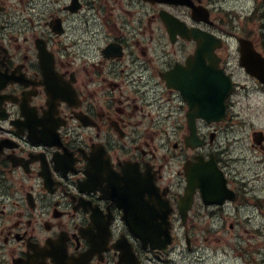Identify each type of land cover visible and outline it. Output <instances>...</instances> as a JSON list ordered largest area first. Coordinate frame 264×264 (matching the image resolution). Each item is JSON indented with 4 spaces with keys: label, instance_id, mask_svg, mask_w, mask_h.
Returning <instances> with one entry per match:
<instances>
[{
    "label": "flooded vegetation",
    "instance_id": "obj_1",
    "mask_svg": "<svg viewBox=\"0 0 264 264\" xmlns=\"http://www.w3.org/2000/svg\"><path fill=\"white\" fill-rule=\"evenodd\" d=\"M192 2L0 0V264H264V85Z\"/></svg>",
    "mask_w": 264,
    "mask_h": 264
},
{
    "label": "rangeland",
    "instance_id": "obj_2",
    "mask_svg": "<svg viewBox=\"0 0 264 264\" xmlns=\"http://www.w3.org/2000/svg\"><path fill=\"white\" fill-rule=\"evenodd\" d=\"M215 5L223 7L220 13L225 18L222 29L227 35L253 38L264 52V0H216Z\"/></svg>",
    "mask_w": 264,
    "mask_h": 264
},
{
    "label": "water",
    "instance_id": "obj_3",
    "mask_svg": "<svg viewBox=\"0 0 264 264\" xmlns=\"http://www.w3.org/2000/svg\"><path fill=\"white\" fill-rule=\"evenodd\" d=\"M240 41L243 45L242 65H244L250 73L264 80V58L254 50L251 41L247 39H240ZM225 94L226 93L223 92L220 97H224Z\"/></svg>",
    "mask_w": 264,
    "mask_h": 264
}]
</instances>
